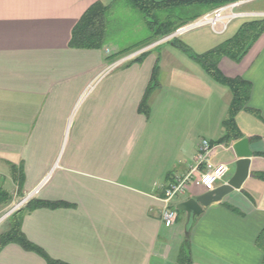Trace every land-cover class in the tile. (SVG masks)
Segmentation results:
<instances>
[{
  "label": "crops",
  "instance_id": "0c3cea01",
  "mask_svg": "<svg viewBox=\"0 0 264 264\" xmlns=\"http://www.w3.org/2000/svg\"><path fill=\"white\" fill-rule=\"evenodd\" d=\"M98 1L112 7L113 0H0V193L11 197L7 204L0 198V211L44 182L35 200L68 207L24 212L22 231L65 264H178L184 248L191 264H262L256 241L264 229V35L240 62L225 57L218 65L224 77L251 85L246 109L235 117L242 138L250 140L251 176L241 190L189 217L180 206L206 192L191 182L171 204L178 218L167 228L160 200L195 165L202 139L213 145V164L230 166L216 188L235 172L238 140L219 143L233 94L166 44L100 80L118 53L137 44L120 48L107 31L101 50L70 46L75 26ZM154 1L192 3L177 6L188 14L177 22L182 25L216 9L203 4L211 0ZM236 1L264 15V0ZM244 22L229 34L234 22L223 35L205 27L177 41L202 55ZM156 65L158 86L145 114L141 105ZM0 264L47 263L9 244Z\"/></svg>",
  "mask_w": 264,
  "mask_h": 264
},
{
  "label": "trees",
  "instance_id": "16d2710c",
  "mask_svg": "<svg viewBox=\"0 0 264 264\" xmlns=\"http://www.w3.org/2000/svg\"><path fill=\"white\" fill-rule=\"evenodd\" d=\"M136 10L144 15L148 20L149 28L151 30V36L145 41L125 49L118 53L115 57L120 58L129 54L136 49H141L148 44L158 40L161 37L167 36L173 33L176 29L183 26L180 24H164L161 25L162 29H156L157 14L171 9H177L178 5H186L192 3L183 2H156L154 0H127ZM236 0H211L204 1L203 4L209 5L213 8L226 5ZM110 5H104L101 1H98L92 5L89 10L82 16L78 24L75 26L70 46L75 49H89V50H101L106 43L107 34V15L110 10ZM198 19V18H196ZM194 19V20H196ZM184 24V23H183ZM187 24V23H185ZM184 24V25H185ZM264 35V18L245 21L233 37L226 40L216 48L202 54L197 55L192 52L187 46L180 44L177 40L174 46L179 48L182 52L186 53L191 59L198 62L203 69L217 82L228 86L233 94L232 103L229 110V118L224 122V136L219 143H230L232 141L242 139V134L239 132L235 117L236 115L246 109L251 94V85L242 79H228L224 77L218 69L219 62L223 58H229L234 62H240L253 45ZM147 53L142 54L140 57L131 61L135 63L141 61ZM159 66L156 65L153 71L152 84L147 90L144 101L141 105V111L148 114L147 99L151 91L158 86ZM13 176L15 181L21 183V171L13 167ZM1 203L7 204L11 197L7 194L0 193ZM68 204L65 203H50L44 201L32 200L26 208L20 210L10 220V228L8 231L0 235V251L9 244H18L27 251L34 252L41 256L47 264H65L51 259L42 249L35 246L27 240L23 231V213H30L37 209H58L67 208ZM232 209V208H231ZM257 247L264 254V229L259 234L257 241ZM178 264H191V256L188 248H184L181 251ZM262 264H264V257Z\"/></svg>",
  "mask_w": 264,
  "mask_h": 264
},
{
  "label": "built area",
  "instance_id": "2783aa9c",
  "mask_svg": "<svg viewBox=\"0 0 264 264\" xmlns=\"http://www.w3.org/2000/svg\"><path fill=\"white\" fill-rule=\"evenodd\" d=\"M244 5L245 1L231 2L204 14L196 20L188 22L176 29L173 33L154 41V43L148 45V47H143L120 57L107 67V69L100 75L99 79L101 80L113 70L133 61L142 54L147 53L156 47L165 45L169 41L177 40L183 35L194 30L208 27L215 34L223 35L228 31L229 26L237 20L248 21L263 18L264 15L261 13L242 10ZM90 91L91 89L87 92ZM212 152L213 145L211 142L209 140L202 139L197 148L195 165L187 174L175 178L174 182L165 188L164 197L160 200L163 204L161 216L165 227L170 228L175 225L178 213L171 207V204L177 197L187 192L191 182H195L196 185L201 186L206 192H209L214 190L216 186L228 176L230 166L226 164H213L211 161ZM43 184L44 182L40 183L33 190L18 199V201L9 205L3 211H0V226L14 214L22 210L23 207L28 205L32 200H35Z\"/></svg>",
  "mask_w": 264,
  "mask_h": 264
},
{
  "label": "rangeland",
  "instance_id": "374dc122",
  "mask_svg": "<svg viewBox=\"0 0 264 264\" xmlns=\"http://www.w3.org/2000/svg\"><path fill=\"white\" fill-rule=\"evenodd\" d=\"M106 3H108V1H106ZM192 12L193 11H190L189 14H192ZM187 15V13H180V10L177 9L162 11L156 15L158 20L156 21L157 24L155 28L162 29L161 25H168L169 23L176 24L180 20L184 19ZM241 21L242 20L234 22L232 27H230V31H228V34L229 32H231V29L237 26ZM107 31L109 41L120 46V48H126L138 44L151 36V30L149 28L148 20L127 0H113L112 7H110V11L107 15ZM148 45L145 47H148ZM162 46L156 47V51H159L161 49L160 47ZM5 189L10 192L12 187L6 185ZM18 199L20 198L18 197L16 200H13L12 203L10 202V205L18 201ZM26 207L27 205L24 206L23 209ZM11 218H9L0 226V231L2 228L10 224Z\"/></svg>",
  "mask_w": 264,
  "mask_h": 264
},
{
  "label": "water",
  "instance_id": "95a60500",
  "mask_svg": "<svg viewBox=\"0 0 264 264\" xmlns=\"http://www.w3.org/2000/svg\"><path fill=\"white\" fill-rule=\"evenodd\" d=\"M176 40L169 41L166 45H173ZM237 161L236 169L229 181L212 191L205 192L201 195L190 199L180 206V209L187 212L189 217L200 215L205 208L211 205L221 203L225 197L234 191L241 190L243 184L251 176L250 166L253 152L250 149V140L242 138L232 145Z\"/></svg>",
  "mask_w": 264,
  "mask_h": 264
}]
</instances>
